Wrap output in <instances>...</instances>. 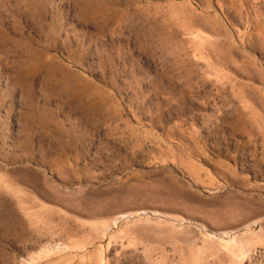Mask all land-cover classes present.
Returning <instances> with one entry per match:
<instances>
[{
  "label": "rangeland",
  "instance_id": "obj_1",
  "mask_svg": "<svg viewBox=\"0 0 264 264\" xmlns=\"http://www.w3.org/2000/svg\"><path fill=\"white\" fill-rule=\"evenodd\" d=\"M0 264H264V0H0Z\"/></svg>",
  "mask_w": 264,
  "mask_h": 264
},
{
  "label": "bare ground",
  "instance_id": "obj_2",
  "mask_svg": "<svg viewBox=\"0 0 264 264\" xmlns=\"http://www.w3.org/2000/svg\"><path fill=\"white\" fill-rule=\"evenodd\" d=\"M234 238V237H233ZM229 242L227 243V246L229 245V246H231L234 242L232 241V239H231V241L230 240H228ZM225 242V241H224ZM227 242V241H226ZM236 245V244H235ZM238 246V245H237ZM64 249L65 247L63 246V247H60V246H53V247H51L49 250V252L51 253V252H53V251H55L56 249ZM62 249V250H63ZM47 252V251H46Z\"/></svg>",
  "mask_w": 264,
  "mask_h": 264
}]
</instances>
